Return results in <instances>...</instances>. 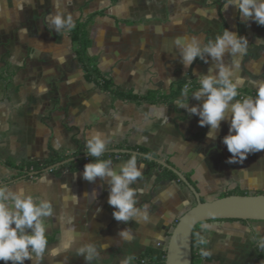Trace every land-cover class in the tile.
Wrapping results in <instances>:
<instances>
[{
	"label": "crops",
	"instance_id": "obj_1",
	"mask_svg": "<svg viewBox=\"0 0 264 264\" xmlns=\"http://www.w3.org/2000/svg\"><path fill=\"white\" fill-rule=\"evenodd\" d=\"M228 2L0 0V185L24 187L34 198L51 201L55 215L45 221L49 251L66 238V232L75 238L70 251L57 257L46 252L39 264H87L76 250L90 242L100 250V258L91 264H122L128 257H134L131 264H148L141 259L144 250H165L178 218L191 207L193 196L186 187L177 181H159L161 168L141 159L143 177L132 187L138 190L137 207L147 211L148 219L141 216L128 224L114 218L107 182L83 178L85 163L64 164L33 176L6 165L43 163L58 154L84 155L93 130L104 134L107 150L143 147L150 152L147 155L191 174L206 201L234 190L264 194V151L249 154L242 163H229L232 154L223 139L229 134L230 120L221 122L215 139H208L211 127H201L198 115L175 105L182 94L149 103L103 90L85 80L70 30L57 33L48 22L55 13L72 15L75 24L96 14L87 25L88 56L96 59L116 89L138 96L149 91L168 94L175 82L199 83L200 75L215 69L211 57L208 63L198 57L186 68L174 44L177 37H197L207 43L230 30L249 41L247 54L237 57L239 68L234 71L239 89L255 96L253 81L264 80V42L257 43L264 39V26L254 20L242 23L237 7H227ZM225 62L231 64L230 54ZM196 90L189 92L190 106H202L191 96ZM106 160L118 166L129 159ZM127 228L131 239L120 236ZM200 230L205 243L197 264H264L255 248L264 240V221L209 220ZM261 252L264 255V249Z\"/></svg>",
	"mask_w": 264,
	"mask_h": 264
},
{
	"label": "clouds",
	"instance_id": "obj_2",
	"mask_svg": "<svg viewBox=\"0 0 264 264\" xmlns=\"http://www.w3.org/2000/svg\"><path fill=\"white\" fill-rule=\"evenodd\" d=\"M230 5L237 7L242 23L254 20L264 26V0H229L227 7ZM48 22L57 33L75 27L72 15L65 17L63 13L50 15ZM262 42L264 39L257 41ZM174 44L186 68L191 67L198 57L205 63H208V57H211L215 62V69H218V74L215 69H210L208 74L198 77L200 86L191 96L197 101H202V106L189 105V86L184 87L183 99L176 100L175 105L187 109L190 115H198L201 127H211L208 139H215L221 122L230 120L229 134L223 139L232 154L229 163H242L249 154L264 151V80L253 81L256 88L254 97L238 99L240 80L234 71L239 68L237 57L247 54L248 39L225 29L222 35L207 43L197 37H177ZM226 54L231 55V64L225 62ZM86 148L95 159L85 165L83 178L91 183H95L97 178L107 182L110 190L108 203L115 209L114 218L125 224L141 216L147 220V211L142 212L137 207L138 190L132 187L143 177L142 169L145 167L143 164L138 165L136 154H132L131 159L118 166L114 165L112 160L102 159L107 151V141L104 134L98 130L89 134ZM91 195L95 199L97 193L93 192ZM54 215L53 204L47 198H34L24 187L14 189L0 185V261L5 264H24L27 260L35 259L39 264L46 252L51 257H57L70 251L75 238L69 232H66V238L62 239L57 247L49 251L45 221ZM207 227L208 225H205V228ZM120 236L131 239L128 228L122 230ZM259 246L264 249V240L259 241ZM76 252L78 256L85 258L87 264L100 258V250L95 242L79 246ZM133 259L134 257H128L122 264H131Z\"/></svg>",
	"mask_w": 264,
	"mask_h": 264
},
{
	"label": "trees",
	"instance_id": "obj_3",
	"mask_svg": "<svg viewBox=\"0 0 264 264\" xmlns=\"http://www.w3.org/2000/svg\"><path fill=\"white\" fill-rule=\"evenodd\" d=\"M100 13H103V12L101 11ZM94 15H96V14H93L84 20L78 21L75 24V27L69 31L73 51L77 57L78 62L80 63V65L82 67L83 76H84L85 80H87L89 82H93L97 86L101 87L103 90L109 91L110 93H112L115 96H119V97L126 98V99H134V100H138V101L149 102V103L163 102V101H168V100L174 99L183 93V89L185 86H189L190 90H192L194 88H199V86H200L199 83L196 82L195 80L191 79L190 81L180 80V81L175 82L174 84H172V86L170 88V92L168 94H160L158 92L149 91L143 96H138V95L133 94L131 92L123 93V92L119 91L118 89H116L114 87L113 81L101 73V71L98 68L96 59L89 57L87 54V44H88L87 25L92 20ZM239 92H240V96L238 97V99L246 97V96H253L250 92H248L246 90H240L239 89ZM118 149H123V148L119 147ZM127 149L138 151V152L145 153V154L150 153L148 150H146L143 147H132V148H127ZM80 154L81 153H76V154H72V155L58 154V155L51 156L48 160H46L43 163L23 162L21 164L15 165V164L7 162L6 165L11 169L17 170L19 173L28 172V171H37V170H41L42 168H44L46 166L53 165L55 163L66 160L70 157L78 156ZM86 154H87L86 157L88 158L89 162H92L93 159H95V158H92L89 153H86ZM116 155H118L122 158H125V159H131L132 154L105 153L104 156L102 157V159L106 160L107 158H115ZM137 159L147 161L151 165H153L154 167L161 168L162 173L159 177V181H166V180L177 181L179 184H181L183 186V184L179 180L178 176L175 173H173L171 170L162 168L157 163H155L153 161H149L147 159H144L140 156H137ZM81 163H85V157L78 158L75 161L66 163L64 166L81 164ZM185 176H186L187 180L193 186H195V183L191 178V174H186ZM231 194L246 195L247 192H245L243 190H234V191L226 192V193L222 194L220 197H223L226 195H231ZM257 194H262V193L259 192ZM201 200L204 201L203 198H201ZM218 220H221V221H244V220H237V219H218ZM202 223L203 222L198 223L194 227L193 232H192V242H191L192 264L198 263V261L201 257L199 250L204 246V243H205L204 238L202 236V231L200 230V225ZM47 238H48V241L50 242L51 238L50 237H47ZM255 248L259 251V256L264 257V255L261 252V248L258 244H255ZM165 254H166V251L163 249L156 248V247H147L141 256V259L143 262H146L148 264H164Z\"/></svg>",
	"mask_w": 264,
	"mask_h": 264
},
{
	"label": "water",
	"instance_id": "obj_4",
	"mask_svg": "<svg viewBox=\"0 0 264 264\" xmlns=\"http://www.w3.org/2000/svg\"><path fill=\"white\" fill-rule=\"evenodd\" d=\"M105 153L136 154L154 161L175 173L183 186L192 194L194 204L178 218L168 238L164 264H192V232L198 223L218 219L264 221V194H231L202 201L196 187L187 180L186 176L163 160L129 149H108ZM86 156L87 154L70 157L41 170L26 172V175H37Z\"/></svg>",
	"mask_w": 264,
	"mask_h": 264
},
{
	"label": "built area",
	"instance_id": "obj_5",
	"mask_svg": "<svg viewBox=\"0 0 264 264\" xmlns=\"http://www.w3.org/2000/svg\"><path fill=\"white\" fill-rule=\"evenodd\" d=\"M119 157H120V156L116 155V158H119ZM87 163H90V162H89L88 158L85 157V164H87Z\"/></svg>",
	"mask_w": 264,
	"mask_h": 264
},
{
	"label": "rangeland",
	"instance_id": "obj_6",
	"mask_svg": "<svg viewBox=\"0 0 264 264\" xmlns=\"http://www.w3.org/2000/svg\"><path fill=\"white\" fill-rule=\"evenodd\" d=\"M194 198L193 199H191V206L194 204ZM166 248V247H165Z\"/></svg>",
	"mask_w": 264,
	"mask_h": 264
}]
</instances>
